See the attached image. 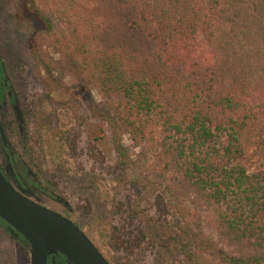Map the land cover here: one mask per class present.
Wrapping results in <instances>:
<instances>
[{
    "label": "trees",
    "instance_id": "obj_1",
    "mask_svg": "<svg viewBox=\"0 0 264 264\" xmlns=\"http://www.w3.org/2000/svg\"><path fill=\"white\" fill-rule=\"evenodd\" d=\"M42 4L59 21L50 46L147 161L137 206L153 196L157 216L142 211L134 244L112 228L117 264H264V0Z\"/></svg>",
    "mask_w": 264,
    "mask_h": 264
},
{
    "label": "rangeland",
    "instance_id": "obj_2",
    "mask_svg": "<svg viewBox=\"0 0 264 264\" xmlns=\"http://www.w3.org/2000/svg\"><path fill=\"white\" fill-rule=\"evenodd\" d=\"M43 7L42 0H0V54L25 113L26 153L43 183L68 204L65 215L117 264L124 251L109 237L112 228L120 230L117 240L134 244L142 211L157 216L153 196L137 206L143 190L136 177L147 175V161L138 160L141 148L119 126L114 103L78 81L50 46L59 21L49 11L44 17ZM36 150L38 162L31 159ZM142 263L155 264L151 252L137 256ZM0 264H29L24 243L1 227Z\"/></svg>",
    "mask_w": 264,
    "mask_h": 264
},
{
    "label": "water",
    "instance_id": "obj_3",
    "mask_svg": "<svg viewBox=\"0 0 264 264\" xmlns=\"http://www.w3.org/2000/svg\"><path fill=\"white\" fill-rule=\"evenodd\" d=\"M0 218L12 235L22 236L29 264H47V255L55 252L73 264H109L71 219L22 195L1 171Z\"/></svg>",
    "mask_w": 264,
    "mask_h": 264
},
{
    "label": "flooded vegetation",
    "instance_id": "obj_4",
    "mask_svg": "<svg viewBox=\"0 0 264 264\" xmlns=\"http://www.w3.org/2000/svg\"><path fill=\"white\" fill-rule=\"evenodd\" d=\"M27 127L12 75L0 54V171L6 180L25 197L65 215L66 201L49 189L36 174L34 164L26 153ZM70 209V207L68 208ZM68 217V216H67ZM69 218V217H68ZM70 219V218H69ZM8 234L23 243L19 234ZM47 264H73L60 252L47 255Z\"/></svg>",
    "mask_w": 264,
    "mask_h": 264
}]
</instances>
